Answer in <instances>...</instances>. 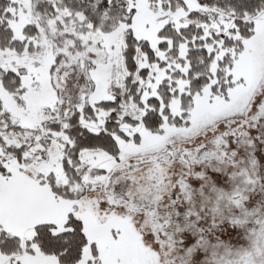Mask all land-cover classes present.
I'll use <instances>...</instances> for the list:
<instances>
[{
	"label": "snow or ice",
	"instance_id": "snow-or-ice-1",
	"mask_svg": "<svg viewBox=\"0 0 264 264\" xmlns=\"http://www.w3.org/2000/svg\"><path fill=\"white\" fill-rule=\"evenodd\" d=\"M0 264H264V0H0Z\"/></svg>",
	"mask_w": 264,
	"mask_h": 264
}]
</instances>
